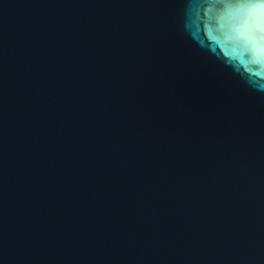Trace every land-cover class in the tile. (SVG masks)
I'll return each mask as SVG.
<instances>
[{"label":"water","instance_id":"water-1","mask_svg":"<svg viewBox=\"0 0 264 264\" xmlns=\"http://www.w3.org/2000/svg\"><path fill=\"white\" fill-rule=\"evenodd\" d=\"M0 264H264V14L0 0Z\"/></svg>","mask_w":264,"mask_h":264},{"label":"snow or ice","instance_id":"snow-or-ice-1","mask_svg":"<svg viewBox=\"0 0 264 264\" xmlns=\"http://www.w3.org/2000/svg\"><path fill=\"white\" fill-rule=\"evenodd\" d=\"M237 3L253 13L264 14V0H237Z\"/></svg>","mask_w":264,"mask_h":264}]
</instances>
